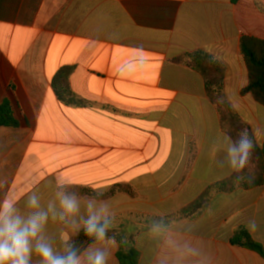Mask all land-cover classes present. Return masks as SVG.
<instances>
[{
    "label": "crops",
    "instance_id": "0c3cea01",
    "mask_svg": "<svg viewBox=\"0 0 264 264\" xmlns=\"http://www.w3.org/2000/svg\"><path fill=\"white\" fill-rule=\"evenodd\" d=\"M244 37L264 41V0H0V104L18 122L0 128V203L27 215L35 195L61 255L91 215L119 227L190 207L237 173L229 110L264 145V107L242 94ZM199 51L222 70L212 77L221 79L215 99L202 73L175 61ZM66 68L71 91L89 105L56 95ZM117 186L134 196L102 197ZM61 194L75 197V213L64 212ZM240 229L264 246V185L212 194L194 217L144 230L136 244L142 264H264L231 244ZM118 248L103 240L80 257L87 264L102 251L106 264H119ZM30 264H40L35 252Z\"/></svg>",
    "mask_w": 264,
    "mask_h": 264
},
{
    "label": "trees",
    "instance_id": "16d2710c",
    "mask_svg": "<svg viewBox=\"0 0 264 264\" xmlns=\"http://www.w3.org/2000/svg\"><path fill=\"white\" fill-rule=\"evenodd\" d=\"M232 4H236L239 0H231ZM241 53L245 59L248 70V85L242 91V94H250L255 101L264 107V41L244 37L241 41ZM176 63H185L189 67L199 71L205 77L208 96L212 99L216 98L217 92L221 90V79H215L213 73H221L219 64L204 52H196L187 54L175 60ZM71 69H62L54 79V88L56 95L63 103L74 105L77 107H85L89 103L78 99L69 87V77ZM216 87L217 89H214ZM228 117L233 123L235 130L231 133L234 139H239V134L243 129L248 130L249 138L254 142L252 159L249 164L241 171L237 172L233 177L222 181L208 188L204 196L192 204L182 212L166 218L152 216H134L133 223H128L115 227L110 221H107L105 227V236L99 239L95 234H86V226L81 228L72 239L69 249H75L78 256H81L85 250L93 244L103 240H115L118 245L116 257L119 264H142V254L136 244V236L144 231L154 228H168L171 223L177 220H186L197 215L201 210L206 208L208 198L212 194L232 192L237 188H251L264 185V145L259 147L255 141L254 135L251 133L241 119L229 110ZM227 118V117H226ZM18 122L13 116V111L9 102L0 104V128L16 127ZM127 192L134 196V191L130 187L117 186L112 192L104 197L112 196L117 192ZM101 226L105 221L99 222ZM234 246L255 252L264 259V246L256 242L249 231L240 229L235 232L230 240ZM67 250V251H68ZM67 252L65 253V255Z\"/></svg>",
    "mask_w": 264,
    "mask_h": 264
},
{
    "label": "clouds",
    "instance_id": "9594fccd",
    "mask_svg": "<svg viewBox=\"0 0 264 264\" xmlns=\"http://www.w3.org/2000/svg\"><path fill=\"white\" fill-rule=\"evenodd\" d=\"M147 59L142 48H137ZM228 140L227 154L231 168L241 172L251 161L254 142L249 138L245 128L239 134V139L233 142ZM60 204L65 213H75L78 202L75 197L61 194ZM31 213L22 215L14 202L0 203V264H30L33 252L40 257V264H83L75 249H69L66 255L58 254L44 235V226L48 220L47 212L40 209L38 198L32 195L28 199ZM91 212L92 204L88 205ZM63 218V215H61ZM100 217L91 215L86 224V234H95L99 239L105 236V227L100 225ZM254 228V222L249 225ZM87 264H106V255L102 251L89 254Z\"/></svg>",
    "mask_w": 264,
    "mask_h": 264
},
{
    "label": "rangeland",
    "instance_id": "374dc122",
    "mask_svg": "<svg viewBox=\"0 0 264 264\" xmlns=\"http://www.w3.org/2000/svg\"><path fill=\"white\" fill-rule=\"evenodd\" d=\"M226 117H227V119H226L227 120V122H226V128L230 131V133H232L233 130H235V128L233 126V123L229 119L228 114H226Z\"/></svg>",
    "mask_w": 264,
    "mask_h": 264
}]
</instances>
